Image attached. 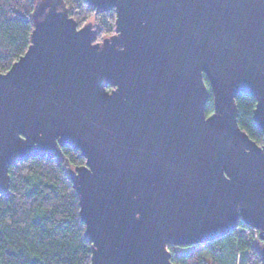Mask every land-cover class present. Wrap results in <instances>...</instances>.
Segmentation results:
<instances>
[{
	"label": "water",
	"instance_id": "obj_1",
	"mask_svg": "<svg viewBox=\"0 0 264 264\" xmlns=\"http://www.w3.org/2000/svg\"><path fill=\"white\" fill-rule=\"evenodd\" d=\"M86 1L114 10L112 35L35 0L30 43L0 72V193L9 166L67 145L84 158L68 177L90 264H173L168 246L239 221L264 259V0ZM239 93L261 144L237 123Z\"/></svg>",
	"mask_w": 264,
	"mask_h": 264
},
{
	"label": "trees",
	"instance_id": "obj_2",
	"mask_svg": "<svg viewBox=\"0 0 264 264\" xmlns=\"http://www.w3.org/2000/svg\"><path fill=\"white\" fill-rule=\"evenodd\" d=\"M77 26L88 22L100 41L114 33L115 12L100 11L86 0H63ZM35 0H0V72L27 49ZM209 94L205 112L212 111ZM111 87L108 86L107 90ZM237 123L258 144L262 133L253 120L254 97H235ZM59 156H34L8 168L9 184L0 193V264H90L91 243L79 216L78 194L68 171L84 163L79 151L62 146ZM257 230L238 226L211 242L168 246L173 264H264Z\"/></svg>",
	"mask_w": 264,
	"mask_h": 264
},
{
	"label": "rangeland",
	"instance_id": "obj_3",
	"mask_svg": "<svg viewBox=\"0 0 264 264\" xmlns=\"http://www.w3.org/2000/svg\"><path fill=\"white\" fill-rule=\"evenodd\" d=\"M256 236L259 237V236H258V233H256ZM262 243H263V242H262ZM180 248H181V247H178L176 250L178 251V250H180ZM167 250H168V248H167ZM168 251H169V250H168ZM169 253H170V252H169Z\"/></svg>",
	"mask_w": 264,
	"mask_h": 264
}]
</instances>
